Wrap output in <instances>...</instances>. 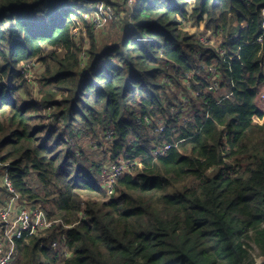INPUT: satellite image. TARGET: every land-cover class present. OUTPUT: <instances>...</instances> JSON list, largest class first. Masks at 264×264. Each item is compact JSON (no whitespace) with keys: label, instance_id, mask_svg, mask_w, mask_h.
Returning a JSON list of instances; mask_svg holds the SVG:
<instances>
[{"label":"trees","instance_id":"trees-1","mask_svg":"<svg viewBox=\"0 0 264 264\" xmlns=\"http://www.w3.org/2000/svg\"><path fill=\"white\" fill-rule=\"evenodd\" d=\"M88 1L0 0V180L54 221L10 264H264V0Z\"/></svg>","mask_w":264,"mask_h":264},{"label":"built area","instance_id":"built-area-1","mask_svg":"<svg viewBox=\"0 0 264 264\" xmlns=\"http://www.w3.org/2000/svg\"><path fill=\"white\" fill-rule=\"evenodd\" d=\"M106 0H90L88 1L87 6L89 9L93 10V13H99L103 10L107 14V10L111 12L110 9L106 7L113 6L110 1ZM128 3H132L134 0H126ZM103 2L104 4H100ZM111 5V6H110ZM98 10V11H97ZM263 21H264V8L262 10ZM85 18L89 17L88 13L84 14ZM93 23H95L93 21ZM264 26V23H263ZM234 34L229 35V39H233ZM206 40L205 37L202 38ZM262 40V37L259 38ZM264 67V60L262 61ZM28 78H29V74ZM264 98V93L262 94ZM164 125L160 129H163ZM171 144H166L163 148L157 150L156 152L165 153ZM134 162L129 163L128 161H120V163H114L110 168L105 169L104 182L108 190V193L111 194L114 192V182L118 175L123 171L127 170L129 166H133ZM5 185L8 190V198L6 204L0 206V264H10L15 257V238H23L25 233L29 234L37 233L41 230H44L54 224V221H51L46 216V213L42 208L35 204L28 203L27 200H24L19 193L13 187L11 179L5 173L1 180V184ZM70 226L66 225L65 229H68Z\"/></svg>","mask_w":264,"mask_h":264},{"label":"rangeland","instance_id":"rangeland-1","mask_svg":"<svg viewBox=\"0 0 264 264\" xmlns=\"http://www.w3.org/2000/svg\"><path fill=\"white\" fill-rule=\"evenodd\" d=\"M107 1V0H106ZM105 1V2H106ZM108 1H110V3L113 5V6H111V7H106V8H108V9H110L111 10V12H109L108 10H107V14L103 11V10H101L102 12H99V13H92L91 14V17H92V20L95 22L94 24H95V27H96V29H97V35H98V38L102 41L103 39H104V37H106V36H109L108 35V30H109V21H111V20H117V22L119 21L118 19H120L121 17H122V15L125 13L124 12V2L126 1V0H108ZM134 2V1H133ZM133 2L132 3H128V2H126L129 6L130 5H132L133 4ZM125 3V4H126ZM101 4H104L103 2H100V4L99 5H101ZM101 6H103V5H101ZM184 25H185V28L186 29H189L190 31H195V32H197V33H199V30L195 27L197 24L195 23V21L192 19V18H190V19H188V20H186V21H184ZM202 38H203V36H202ZM35 65H37V67H38V69L40 70V64H35ZM26 66H28V65H26ZM28 69L30 70H28V72H27V74H29V79L28 80H30V81H32V83H33V85H36L37 83L35 82V78H34V76H35V74H34V72L31 70V67H28ZM34 70V69H33ZM35 87V86H34ZM28 179H29V181L31 182V183H33V184H36L35 182H36V180H34L35 179V177L34 176H32V175H30L29 177H28ZM0 183H1V180H0Z\"/></svg>","mask_w":264,"mask_h":264},{"label":"water","instance_id":"water-1","mask_svg":"<svg viewBox=\"0 0 264 264\" xmlns=\"http://www.w3.org/2000/svg\"><path fill=\"white\" fill-rule=\"evenodd\" d=\"M261 263H262V261H259V262H258V264H261Z\"/></svg>","mask_w":264,"mask_h":264}]
</instances>
